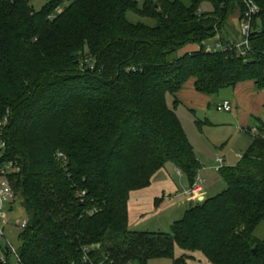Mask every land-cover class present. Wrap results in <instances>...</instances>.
<instances>
[{
	"label": "trees",
	"instance_id": "trees-1",
	"mask_svg": "<svg viewBox=\"0 0 264 264\" xmlns=\"http://www.w3.org/2000/svg\"><path fill=\"white\" fill-rule=\"evenodd\" d=\"M63 1L35 12L28 0H0V168H18L8 181L27 221L16 253L0 240V264L12 254L18 264H186L176 249L208 264H264L255 237L264 127L234 167L220 168L225 190L168 234L132 232L127 217L129 194L167 163L189 188L200 170L168 96L189 81L206 96L246 81L264 89V0H67L58 12ZM249 2L257 12L248 52L205 53L216 37L227 47L240 41ZM128 13L154 25L132 24ZM192 45L199 50L179 55Z\"/></svg>",
	"mask_w": 264,
	"mask_h": 264
},
{
	"label": "crops",
	"instance_id": "crops-1",
	"mask_svg": "<svg viewBox=\"0 0 264 264\" xmlns=\"http://www.w3.org/2000/svg\"><path fill=\"white\" fill-rule=\"evenodd\" d=\"M197 50L199 48L196 45L186 46L179 52V55ZM172 98L173 101L178 102L175 113L180 106L185 108V115L189 116V121H193L195 128L199 130V136L203 138L207 147L217 146L223 141L229 145L234 139L236 143L233 145L238 144L241 149L245 150L251 145L253 138L261 136V128L264 127V89H259L254 81L239 83L234 88L224 89L213 96L197 93L193 83L189 81ZM222 102H229L232 111L230 113H218L214 110L215 113L224 114V116L218 117L215 113L213 115L212 109H215V106ZM198 113L202 119H196ZM185 115L184 118L186 119ZM197 121L199 126L196 124ZM185 134L189 140L186 131ZM246 137L251 139L246 140ZM191 146L196 157L195 145L191 144ZM224 155L221 164L215 160V166L210 168L201 166L196 157L200 165L197 177L201 178L205 174L209 178L207 182L203 180L202 191L197 198L187 194L190 188L185 182L184 175L172 163H167L152 177L147 188L132 191L129 194L127 203L129 230L139 224L148 223L161 217L163 213L172 211L174 207L185 206L186 212L200 202V198L206 200L216 196L213 188L217 187L221 181L219 177L220 168L224 166L227 159L231 162L230 165L234 166L233 164L241 158L239 154H235L233 159L227 155V152H224ZM209 172L212 173L211 176H208ZM173 223L169 224V229ZM182 255L192 258L189 253L182 251L176 253L177 258Z\"/></svg>",
	"mask_w": 264,
	"mask_h": 264
},
{
	"label": "rangeland",
	"instance_id": "rangeland-1",
	"mask_svg": "<svg viewBox=\"0 0 264 264\" xmlns=\"http://www.w3.org/2000/svg\"><path fill=\"white\" fill-rule=\"evenodd\" d=\"M51 0H28L29 5L34 9L35 12H38L41 10V8L50 2ZM139 5L142 4L143 0H138ZM68 5V1L64 0L59 11L61 12L63 8H65ZM206 9V7H205ZM127 20L132 24L142 23L146 24L148 26H153L154 23L151 20L140 18L132 13L127 14ZM232 27H234V31L238 30L237 23L233 20L231 22ZM227 32L229 33V37L232 40H237L238 38L234 36V32L231 29H228ZM224 37V36H223ZM226 37V36H225ZM172 102L173 98L168 96L167 97V105L169 108H172ZM185 108L180 106L177 110V117L180 118L182 125L184 127V130L186 131L190 143L194 146L195 145V153L196 157L198 158V161L201 166H204L206 168L214 167L215 166V160H221L223 161L224 152H227V155L230 158H234L235 154L241 155V157L244 155V153L247 151V149L243 150L241 149L238 144L233 145L236 143L234 139L231 140L230 144L227 145L226 141H223V143L218 144L217 146L210 147L205 146V143L203 141V138L199 136V130L195 128L193 121H189V116H186ZM211 111L214 115V108ZM199 114V115H198ZM196 114V119H202L200 117V113ZM217 114V113H215ZM184 115L186 116V119L184 118ZM218 117L224 116V114H217ZM250 137H246V140H250ZM236 146V147H235ZM231 159V160H232ZM235 161V159H234ZM239 162L236 161L233 165L235 166ZM229 159L226 160V163L224 164V167H234L230 165ZM211 172L208 173V176H211ZM202 181L209 180L205 174L201 176L200 178ZM187 186L188 182L185 180ZM189 187V186H188ZM220 189H219V188ZM226 188L225 183L221 180L220 183L217 185V187H214L213 190L215 191V195H218L222 191H224ZM173 204V203H171ZM176 204V203H175ZM185 212V206L181 208L172 209V211L165 212L161 215V217L151 220L148 223L139 224L135 228L130 229V231L135 232H152V233H162V234H168L170 232L169 224L173 223V221H178L181 219V217L184 215ZM2 213L6 215V225L4 226L3 235L4 239L3 242L6 243L10 248H12L13 252H17L20 243H19V235L22 232V230L18 227L19 223H22L26 221V216L24 214V211L19 206V203L17 201L10 202L9 204H6L2 210ZM255 237H257L259 240L264 241V224L260 225L255 232ZM181 252L178 249L175 250L174 257H176V253ZM192 258L188 257L187 264H208L206 262V259L200 254V253H193L190 254ZM9 264H18L16 257L12 254L8 258ZM148 264H172V261L169 259H153L148 262Z\"/></svg>",
	"mask_w": 264,
	"mask_h": 264
},
{
	"label": "built area",
	"instance_id": "built-area-1",
	"mask_svg": "<svg viewBox=\"0 0 264 264\" xmlns=\"http://www.w3.org/2000/svg\"><path fill=\"white\" fill-rule=\"evenodd\" d=\"M257 12V7L252 3H248V12L245 15V18L239 23V34L240 41L233 44L230 43V46H223L218 42V37H216L215 42L213 44H206L204 46V51L207 54L215 53V52H225L227 50H238V55L243 56L248 52V35L251 30V17L255 15ZM90 60H85L84 63L86 65L90 64ZM215 111L218 113H230L232 111V106L229 102H222L215 106ZM6 124V119H3L0 122V130L1 127ZM1 136V131H0ZM5 148L4 143L0 140V158L2 157L3 150ZM58 158H62L61 154H57ZM219 164L222 163L221 160H217ZM18 172V168L15 164L9 163L5 164L0 168V240L4 239L3 230L6 225V215L2 213V210L6 204L14 201V194L12 192L10 183L8 181V177L12 174H16ZM203 181L196 177L194 184L187 192L188 195L197 198L202 191ZM84 193L79 194V197H83ZM27 226V221L18 224V227L23 230ZM14 253V252H13ZM1 260L4 262L3 257Z\"/></svg>",
	"mask_w": 264,
	"mask_h": 264
},
{
	"label": "water",
	"instance_id": "water-1",
	"mask_svg": "<svg viewBox=\"0 0 264 264\" xmlns=\"http://www.w3.org/2000/svg\"><path fill=\"white\" fill-rule=\"evenodd\" d=\"M199 200H200V202H201V201H203V198H200ZM6 249H7V248H6ZM253 253H255V250H253Z\"/></svg>",
	"mask_w": 264,
	"mask_h": 264
}]
</instances>
